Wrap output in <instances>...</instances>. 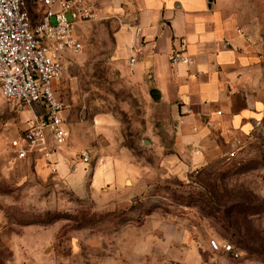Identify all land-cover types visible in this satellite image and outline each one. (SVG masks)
Returning <instances> with one entry per match:
<instances>
[{"label":"rangeland","instance_id":"obj_1","mask_svg":"<svg viewBox=\"0 0 264 264\" xmlns=\"http://www.w3.org/2000/svg\"><path fill=\"white\" fill-rule=\"evenodd\" d=\"M95 1L102 13L77 26L82 48L62 62L69 140L56 173L15 156L30 113L0 94V264H264V36L246 74L260 102L252 125L193 161L156 118L128 52L117 56L120 18ZM114 161L143 169L97 189L94 166Z\"/></svg>","mask_w":264,"mask_h":264},{"label":"crops","instance_id":"obj_2","mask_svg":"<svg viewBox=\"0 0 264 264\" xmlns=\"http://www.w3.org/2000/svg\"><path fill=\"white\" fill-rule=\"evenodd\" d=\"M24 1L32 24L39 23L45 8L35 0ZM99 4L120 18L116 54L122 58L123 51L128 52L124 59L134 58L135 78L146 81L148 91H158V100H152L156 118L171 129L185 157L200 161L198 150L207 157L220 138H236L249 130L260 102L246 74L254 45L264 36V0H99ZM178 49L191 63L173 69L169 55ZM64 167L60 165L63 172ZM95 168L105 179L97 189L143 169L123 161Z\"/></svg>","mask_w":264,"mask_h":264},{"label":"built area","instance_id":"obj_3","mask_svg":"<svg viewBox=\"0 0 264 264\" xmlns=\"http://www.w3.org/2000/svg\"><path fill=\"white\" fill-rule=\"evenodd\" d=\"M35 2L45 12L39 23L32 24L24 0H0V94L30 113L22 133L10 141L15 156H37L50 167L51 173H56L53 156L69 140L58 93L63 80V58L81 50L76 28L81 22L97 20L99 12L94 0ZM139 34L136 29V35ZM133 62L131 57L129 64ZM169 62L176 69L190 64L191 59L178 49L170 53ZM234 157L232 150L226 158ZM83 161H88L87 154Z\"/></svg>","mask_w":264,"mask_h":264},{"label":"water","instance_id":"obj_4","mask_svg":"<svg viewBox=\"0 0 264 264\" xmlns=\"http://www.w3.org/2000/svg\"><path fill=\"white\" fill-rule=\"evenodd\" d=\"M149 97L153 100V101H157L159 98V93L157 90L152 89L148 92Z\"/></svg>","mask_w":264,"mask_h":264}]
</instances>
